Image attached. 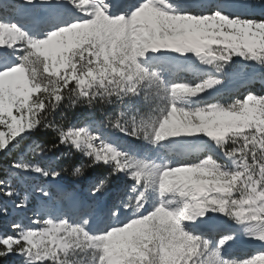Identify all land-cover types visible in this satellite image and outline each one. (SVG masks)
<instances>
[{"label": "snow or ice", "instance_id": "snow-or-ice-1", "mask_svg": "<svg viewBox=\"0 0 264 264\" xmlns=\"http://www.w3.org/2000/svg\"><path fill=\"white\" fill-rule=\"evenodd\" d=\"M256 69L249 0H0V261L264 264V88L221 92Z\"/></svg>", "mask_w": 264, "mask_h": 264}, {"label": "trees", "instance_id": "trees-1", "mask_svg": "<svg viewBox=\"0 0 264 264\" xmlns=\"http://www.w3.org/2000/svg\"><path fill=\"white\" fill-rule=\"evenodd\" d=\"M221 2H226V0H221ZM249 11L253 14L259 16L264 13V4L261 3V0H249ZM252 87L255 91H260L264 88V78H262L260 70L256 69L254 78L250 81H241V80H233L232 82L225 85L221 92L226 93H241L245 91L246 88ZM214 95V93H213ZM66 115L69 119H72L73 116H78L81 119L87 118L90 115L96 116V118H100L99 111L92 113L90 110L85 108H77L75 110H68ZM49 136L53 135L52 133H48ZM138 146H140L138 144ZM12 153H5L0 154V168H4L7 165L8 159L12 156ZM75 159H79L78 156H74L72 153L68 152L67 149H62L61 153L57 154V159L52 161L53 166L57 167L58 169H62L61 177L65 179V182L68 186H72L73 183L77 182L79 186H83L86 183L84 181H88L89 177H85L83 179L76 178L72 175L71 171V164L75 161ZM97 171H104L103 169H99ZM94 173H90V176ZM120 182V178H115L111 181L112 185L115 186ZM254 246V250L261 247L259 242H252ZM239 248H235V254L239 255L242 252L247 250H242ZM253 251V250H252ZM248 251V252H252Z\"/></svg>", "mask_w": 264, "mask_h": 264}, {"label": "rangeland", "instance_id": "rangeland-1", "mask_svg": "<svg viewBox=\"0 0 264 264\" xmlns=\"http://www.w3.org/2000/svg\"><path fill=\"white\" fill-rule=\"evenodd\" d=\"M6 167V166H5ZM2 169V168H0ZM42 181L43 178H40ZM51 183V181H49ZM86 183L82 187L79 186L77 182L73 183L72 186H68V184L65 182V179L60 177L55 181V184L57 188L62 192V193H67L68 195H76L80 196L86 192V190L89 187V179L88 181H84ZM0 205H7L9 209V213L6 217L0 216V232L8 230V226L11 221L13 220H24L27 222V217L31 215V212H21L13 207L12 201L6 199L3 196H0ZM102 226V225H101ZM252 242H258V241H249L246 239H242L240 243L236 246V248L242 249V250H247V251H254V246ZM237 249V250H239ZM0 264H21V258L18 256H10L5 260L0 261Z\"/></svg>", "mask_w": 264, "mask_h": 264}]
</instances>
